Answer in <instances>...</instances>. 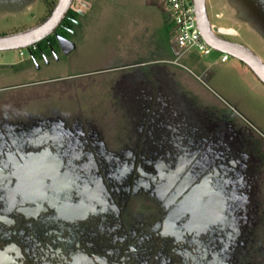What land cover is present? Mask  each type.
<instances>
[{
	"label": "flooded vegetation",
	"instance_id": "1",
	"mask_svg": "<svg viewBox=\"0 0 264 264\" xmlns=\"http://www.w3.org/2000/svg\"><path fill=\"white\" fill-rule=\"evenodd\" d=\"M86 12L69 10L52 34L23 50L34 74L70 59ZM58 38L73 49L63 53ZM134 69L0 88L116 72L109 103L132 121L126 143L110 145L76 97H67L78 106L72 113L0 112V264L245 263L260 222L254 197L264 138L232 107L202 113L165 84L158 95L145 85L137 94Z\"/></svg>",
	"mask_w": 264,
	"mask_h": 264
},
{
	"label": "rangeland",
	"instance_id": "2",
	"mask_svg": "<svg viewBox=\"0 0 264 264\" xmlns=\"http://www.w3.org/2000/svg\"><path fill=\"white\" fill-rule=\"evenodd\" d=\"M141 1L95 0L94 11L83 21V27L77 30L74 40L78 46L70 59L52 64L48 69L42 68L37 74H34L26 52L23 51L22 55H19L18 50L0 52V88L32 81L62 79L77 72L134 65V62L144 63L149 58L144 54L148 44L134 30H141L145 22L160 33L161 28L157 25L165 12L164 6L155 8L149 4V0H143V5ZM262 1L205 0V6L209 23L214 28L229 29L235 34L222 35L223 38L249 49L264 64ZM56 2L0 0V36L38 26L50 15ZM170 26L168 24L166 29ZM219 57V52L212 51L207 56L193 53L182 57L178 60L182 67L173 64V61L158 63L154 67L135 65V92L138 94L139 87L145 85L148 88L146 94L158 95L161 91L157 88L165 84L176 88L178 94L202 113L210 111L211 115L218 116L220 108L232 107L244 124L264 138V85L238 60L229 57L226 62L220 63ZM203 68H208L210 72L207 82L200 79L204 74ZM116 75V72L106 73L70 79L66 84L56 82L7 89L0 92V112L4 117L10 115L19 118L22 113L41 111L48 106L49 111L54 108L72 113L76 112L78 106L67 97H76L83 103L82 109L85 108L89 113L86 117L95 120L100 130H107L108 135L102 138L110 145H123L127 140L124 137L128 135L126 130H130L132 121H129L124 110L109 103L112 95L108 89L116 81ZM69 81L74 82L69 84ZM70 85L72 88L66 91V86ZM39 96L45 98L36 99ZM249 126L246 128L251 129ZM262 155L264 157V145ZM254 199L260 222L254 244L248 249L243 264H264V160Z\"/></svg>",
	"mask_w": 264,
	"mask_h": 264
},
{
	"label": "water",
	"instance_id": "3",
	"mask_svg": "<svg viewBox=\"0 0 264 264\" xmlns=\"http://www.w3.org/2000/svg\"><path fill=\"white\" fill-rule=\"evenodd\" d=\"M71 2L72 0H57L50 15L38 26L20 33L0 36V52L27 49L45 39L56 30L65 18ZM193 3L197 27L202 39L215 51L227 54L244 64L264 85V64L261 59L249 49L220 37V35L230 34L229 30L212 29L206 12L205 0H193ZM88 7V3L83 4L84 9ZM78 14L83 15V10H79ZM58 42L65 54L74 47L72 43L61 38H58Z\"/></svg>",
	"mask_w": 264,
	"mask_h": 264
},
{
	"label": "built area",
	"instance_id": "4",
	"mask_svg": "<svg viewBox=\"0 0 264 264\" xmlns=\"http://www.w3.org/2000/svg\"><path fill=\"white\" fill-rule=\"evenodd\" d=\"M87 2L88 0H72L69 10L75 12L82 10L83 4ZM162 2L172 24L171 43L176 56L172 62L173 64L181 66L178 60L186 55L195 53L207 56L215 51L200 35L193 0H162ZM211 27L214 29L212 25ZM23 50H18L19 55L23 54ZM228 58L227 54L220 53L219 62L224 63Z\"/></svg>",
	"mask_w": 264,
	"mask_h": 264
},
{
	"label": "crops",
	"instance_id": "5",
	"mask_svg": "<svg viewBox=\"0 0 264 264\" xmlns=\"http://www.w3.org/2000/svg\"><path fill=\"white\" fill-rule=\"evenodd\" d=\"M98 2L99 1H96V3ZM141 2H142V5L143 3H145V1L143 0ZM87 3L89 7L86 9L87 10L86 13H87V16H89L91 15V12L94 11L93 9H95L94 8L95 0H88ZM149 4L151 5L153 4L155 8L164 6L162 0H157L156 2H154V0H149ZM163 10L165 12L164 13L165 15L160 20V24L157 25L159 26V28H161L160 33L157 31H154V28L151 27V24L145 23V22L141 30L139 31L134 30L136 34H141V36L144 37L143 39L146 41V44H148L145 47L144 54L149 57L148 60H146L144 63L134 62L135 63L134 65H139V66H149L150 65L154 67L153 65H156L158 63H165L168 61H173L175 59L176 56H175L174 48L171 43L172 24L169 21L165 6ZM168 24H170L171 26L170 28L167 27L166 29V26ZM202 71L204 74L205 72L206 73L209 72L208 68H203ZM249 89L251 90V88Z\"/></svg>",
	"mask_w": 264,
	"mask_h": 264
}]
</instances>
